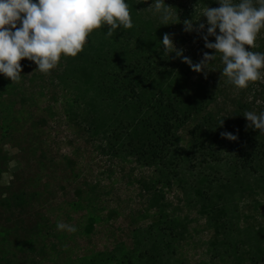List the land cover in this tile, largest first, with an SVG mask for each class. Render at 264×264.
I'll return each mask as SVG.
<instances>
[{"label": "trees", "instance_id": "trees-1", "mask_svg": "<svg viewBox=\"0 0 264 264\" xmlns=\"http://www.w3.org/2000/svg\"><path fill=\"white\" fill-rule=\"evenodd\" d=\"M126 2L132 28L118 27L112 37L105 35L107 25L94 29L75 57L61 54L48 74H32L29 80L39 81L41 93L64 94L65 113L83 125L112 164L129 162L151 173L138 181L145 208L139 212L140 223L132 220L129 243L118 242L110 250L67 264H186L181 248L189 221L171 210L165 191L172 188L187 208L206 211L205 224L216 236L208 258L199 264H264V227L244 224L239 209L248 196L264 193V132L249 127L243 116L245 111L264 110V82H252L245 89L235 88L225 76L216 81L200 76L192 82L194 71L188 64L174 52L163 54L159 42L165 33L194 64L204 52L213 53L201 38L206 18L195 20L203 7H218L216 0H164L173 13L167 25L149 7L152 0ZM185 20H193L194 26L205 23V29L185 31ZM208 39L214 42V37ZM255 43L258 47L252 50L264 52V29ZM209 64L210 69L223 68L219 56ZM21 92L18 83L0 74V118L5 128L12 121L10 97ZM182 130L188 136L185 142ZM225 131L237 135V140L222 137ZM85 186V204L74 202V209H93L97 201L94 187ZM37 198L36 192L8 191L1 201L3 208L17 214L14 227L29 240L40 232L37 222L24 225ZM24 245L22 241L21 255H28L31 246ZM13 257L9 254L6 263L27 264V259Z\"/></svg>", "mask_w": 264, "mask_h": 264}, {"label": "rangeland", "instance_id": "rangeland-1", "mask_svg": "<svg viewBox=\"0 0 264 264\" xmlns=\"http://www.w3.org/2000/svg\"><path fill=\"white\" fill-rule=\"evenodd\" d=\"M19 63L22 92L10 97L14 105L8 132L0 118V264H8L9 254L14 261L27 259V264L31 260V264H67L96 251L110 250L118 242L128 244L132 220L140 223L139 212L145 208L144 191L138 181L147 180L150 171L129 162L112 164L99 153L96 141L83 125L65 113L64 94L41 93L38 80L29 82L32 74L40 73L36 65L27 58ZM209 66L200 73L194 71L192 82L200 76L215 81L223 78L220 70ZM2 102L7 103V97ZM179 134L185 142L186 130ZM85 184L94 187L97 201L93 209H74V202L85 204ZM21 190L38 194L30 210L32 215L24 224L33 226L37 222L40 232L34 240L14 227L17 214L1 205L8 191ZM165 198L175 214L189 221L181 257L186 264L206 260L216 239L205 224L206 211L187 208L175 188L165 191ZM239 209L244 224L264 227V193L248 196L240 202ZM57 221L74 225L77 231H58ZM21 240L25 248L31 246L28 255H21Z\"/></svg>", "mask_w": 264, "mask_h": 264}, {"label": "clouds", "instance_id": "clouds-1", "mask_svg": "<svg viewBox=\"0 0 264 264\" xmlns=\"http://www.w3.org/2000/svg\"><path fill=\"white\" fill-rule=\"evenodd\" d=\"M216 3L218 7H203L195 20L206 18V34L201 38L205 48L214 50L212 54L204 52L194 64L182 55V49L175 47L168 33L159 42L163 54L174 52L197 73L208 69L210 61L219 56L223 65L221 75L237 89H245L252 82H264V52L252 50L258 47L255 41L264 29V0H216ZM149 7L162 25L170 24L173 13L164 0H152ZM129 8L126 0H0V74L19 83L22 58L33 62L35 70L48 74L57 66L61 54L75 57L80 53L94 29L107 25L105 35L112 37L118 27L132 28ZM183 23L188 32L205 29V23L195 26L193 20ZM208 37H214V42ZM243 116L249 127L264 132V110L245 111ZM222 123L220 119L219 125ZM221 136L230 141L238 138L227 131ZM56 228L69 233L77 231L74 225L62 221H57Z\"/></svg>", "mask_w": 264, "mask_h": 264}]
</instances>
